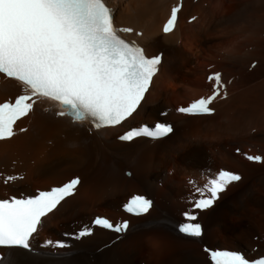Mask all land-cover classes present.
I'll use <instances>...</instances> for the list:
<instances>
[{
    "label": "bare ground",
    "instance_id": "1",
    "mask_svg": "<svg viewBox=\"0 0 264 264\" xmlns=\"http://www.w3.org/2000/svg\"><path fill=\"white\" fill-rule=\"evenodd\" d=\"M106 1L117 25L132 28L128 36L148 55L163 54L159 72L120 126L97 130L57 116L43 101L15 136L0 141V200L81 178L75 193L42 218L31 251L1 249L0 264H211L204 247L244 251L250 259L264 255V0H183L168 35L161 25L178 0ZM209 72H221L225 85L214 114H179V106L212 92ZM21 92L4 79L0 103ZM156 121L172 123L173 132L159 140H118L123 131ZM244 154L263 160L253 163ZM221 170L242 178L212 208L198 210L196 200ZM133 194L153 200L146 215L122 212ZM95 215L128 218L130 225L120 238L100 229L79 236ZM184 223L202 225V236H183Z\"/></svg>",
    "mask_w": 264,
    "mask_h": 264
},
{
    "label": "rangeland",
    "instance_id": "2",
    "mask_svg": "<svg viewBox=\"0 0 264 264\" xmlns=\"http://www.w3.org/2000/svg\"><path fill=\"white\" fill-rule=\"evenodd\" d=\"M188 100V99H187ZM187 100H183V104H185L186 102H187ZM180 105V104H179ZM178 105V106H179ZM182 105V104H181ZM161 117H164V113L162 114V115H160ZM237 150H240V149H237ZM234 153H235V151H234ZM248 153H251L250 151H248ZM236 154V153H235ZM127 175V174H126ZM179 229V228H178ZM256 238H258V237H254V239L255 240H257ZM47 244H49V243H47ZM255 250V249H254Z\"/></svg>",
    "mask_w": 264,
    "mask_h": 264
}]
</instances>
